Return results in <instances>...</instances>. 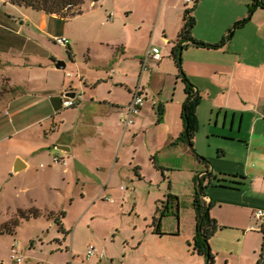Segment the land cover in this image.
I'll list each match as a JSON object with an SVG mask.
<instances>
[{
	"label": "crops",
	"instance_id": "0c3cea01",
	"mask_svg": "<svg viewBox=\"0 0 264 264\" xmlns=\"http://www.w3.org/2000/svg\"><path fill=\"white\" fill-rule=\"evenodd\" d=\"M263 3L200 0L195 8L193 38L215 46L249 17L250 7L256 4L247 25L235 31L223 46L214 49L188 44L181 52L188 84L200 99L195 110L199 130L191 148L178 141L187 132L183 113L188 86L172 59L188 7L184 0L86 1L81 14L71 19L0 0V89L14 90L0 104V158L12 159L10 165L2 167L6 177L16 178L17 211L38 209L36 205H42L46 198H54L61 205L76 201L87 204L76 219L75 233L80 237L76 239L74 233L65 264H86L85 259L101 264L104 257L114 261L107 250V239L100 237L102 248L97 245L95 225L109 222L108 230L113 233L117 225L112 217L118 218L130 200H134L130 213L144 218L141 226L147 228L144 241L150 252L149 257L133 255L134 259L149 264L152 258L160 260L159 249L167 247L180 249L186 262L192 256L201 260L199 264H206L204 257L193 250L185 253L186 247L179 241L154 233L152 223L157 209L162 210L160 204L170 208L168 217L177 202L171 206V192L162 200L153 191L160 177L149 178L144 166L149 162L155 173H161L153 160L167 170L161 173L164 180L169 178L167 172H185L195 193L206 171L231 181L232 185L225 187L235 191L239 201L256 203L248 212L252 222L257 211H264V20L257 18ZM74 23L78 24L75 31L70 27ZM58 37L70 41L64 53L59 49L63 46L54 41ZM155 48L160 49L162 60L157 62L151 56L145 60ZM63 62L66 68H58ZM111 66L113 69H106ZM138 87L147 89L146 103L135 125L126 130L121 115ZM69 92H77L81 101L74 108L64 109ZM159 107L163 108L160 123ZM141 152L146 153L145 159L139 157ZM57 156L61 158L59 164L54 163ZM197 156L209 163L200 162ZM16 167L20 171L15 172ZM127 167L130 174L126 175L122 170ZM124 179L132 186L122 185ZM169 183L171 191L173 184ZM146 188L150 189L144 196ZM205 196L212 208L224 207L208 191ZM176 210L180 218L179 200ZM48 211L57 216L68 214L64 207ZM214 211L210 216L218 222L219 230L226 229ZM161 223L164 225V218ZM84 236L88 238L81 247ZM129 239L125 262L130 260V244L133 254L139 253L144 244ZM191 239L192 235L182 241L191 245ZM58 241L62 244L60 238ZM91 245L100 249V254L88 258ZM24 257V264H55L51 254Z\"/></svg>",
	"mask_w": 264,
	"mask_h": 264
},
{
	"label": "rangeland",
	"instance_id": "374dc122",
	"mask_svg": "<svg viewBox=\"0 0 264 264\" xmlns=\"http://www.w3.org/2000/svg\"><path fill=\"white\" fill-rule=\"evenodd\" d=\"M253 1V0H247ZM260 14L257 17L258 19L262 18L264 20V12L263 8H260ZM73 31L78 28V24L74 23L70 26ZM63 53L66 51V48H59ZM81 56L79 60H81ZM82 64L86 63V60L81 61ZM76 66L72 67L75 69ZM71 69V68H70ZM107 70L113 69L111 67H107ZM139 148H143L141 141H138ZM143 159L146 158V153L141 152V156ZM12 159L9 160L7 158H0V224L10 221L15 215H17V205L19 204V196L14 190L16 186L14 183L16 181L15 176L6 177V170L2 167L3 165H10ZM149 163V162H148ZM147 163V164H148ZM144 163L145 166V174L149 178H153V175H159L160 179L157 183L154 184L153 191H155L159 196H162V200H166L169 192L173 194L176 198H178L180 203V218L177 217V208H175L174 212H171L172 215L161 217V222L164 218V225L161 223L162 232L165 235V239H172L179 241V245L181 244L183 247H186L185 253L188 250H195L197 246L196 238L198 237L197 225L195 220V213L193 211V202L196 196L195 187L193 188V183H190L187 174L182 172L181 174L169 173L167 172L168 179L164 180L163 175L161 173H155V169L153 167H149ZM120 167V166H119ZM13 172V170H12ZM123 174H130L129 167L124 168L122 170ZM122 185L124 186H132L131 182L128 179H124ZM169 182H172L171 191H169ZM224 186L220 187L219 182L217 180H213V183L210 187L206 188V193L214 196L219 202L224 204V207L220 205H215L212 209L215 208L213 215L218 218L220 224L224 226L226 229L219 230L218 234L213 237V240L210 242L211 249L215 255L217 254L216 261L217 264H257L261 259V250L264 243V235L259 231L258 225L255 221L252 222V218L249 212V208L255 202L246 201V204H243V201L238 200V196L235 191L232 189H227L225 186L232 185L231 181L226 180L221 183ZM123 189L125 187H122ZM150 188H146L143 191L144 196L148 195ZM18 197V198H17ZM44 203L42 205H36V207L42 212V214L38 218H32L29 220H22L19 227L16 229L15 234L9 235H1L0 234V264H14L10 260V249L12 244L18 242L23 255H35L37 257H44L48 255H53V261L58 264H65L66 261V253L67 248L71 247V243L73 240V236L75 230L78 229V221L76 219L80 214L84 213V209L87 207V204L81 201H76L73 205L66 204L61 205L56 202L54 198H46L43 199ZM134 204V200L127 201L125 204L123 211H120V215L118 218L113 216L117 227V230L112 233L109 228V222L101 221L99 224L95 225V237L98 241L97 245H100L102 248L103 240L107 239L108 244V253L114 256V261L112 259H108L104 257L101 260V264H145L144 261L136 258L134 259L132 256H145L149 257L150 252L148 249V242L146 244L145 240V232L147 231L146 227L141 226L144 221V218H138L135 213H130ZM178 204V203H177ZM162 205V209H164V204ZM166 205V204H165ZM171 204V206H173ZM256 205V203H255ZM111 207L113 205H110ZM244 206V210H240V208ZM64 207L68 212L67 217L62 218V216L52 215V212L48 210L58 211ZM211 209V211H212ZM104 209L101 210L103 212ZM210 211V215H211ZM142 214L146 212L145 209L142 210ZM15 213V214H14ZM59 220L65 223L63 229L68 230L67 236L61 231V225L59 224ZM182 221V225H181ZM87 227L89 224H85ZM91 225V224H90ZM139 227H138V226ZM179 225H181L179 232ZM84 231H87V227L83 226ZM77 228V229H76ZM81 229V230H82ZM80 230V231H81ZM76 239L80 237L79 232L75 233ZM182 234V235H180ZM192 235L191 245L187 243V240L182 241V239L187 236ZM60 238V242L58 241ZM87 236H84L81 239V247L86 242ZM129 238H135L134 241L131 242ZM127 239L130 240L131 243H138L140 240L144 241L142 245L141 251L137 254H133V249L130 244L129 249V258L130 260L125 262V248L127 245ZM170 243V241H168ZM35 243V248L33 247ZM114 243V244H113ZM214 244V248L213 245ZM139 244V243H138ZM188 247V249H187ZM100 250V249H99ZM160 260L156 258L155 260L152 258L149 264H153L157 262L158 264H199L201 260L197 258L188 259L186 262L184 257L180 252V249L175 248L173 250H168L167 247L159 249ZM100 254V251L97 255ZM191 255V253H189ZM198 255L194 256L197 257ZM144 257V258H145ZM206 263V258H202ZM202 260V261H203ZM86 264H91L85 259Z\"/></svg>",
	"mask_w": 264,
	"mask_h": 264
},
{
	"label": "trees",
	"instance_id": "16d2710c",
	"mask_svg": "<svg viewBox=\"0 0 264 264\" xmlns=\"http://www.w3.org/2000/svg\"><path fill=\"white\" fill-rule=\"evenodd\" d=\"M86 1L90 2H98L99 0H10V2L14 5L25 7L29 9H33L38 12H43L47 15H56L62 17L64 19H71L81 14L82 6L86 3ZM200 0H195L194 3L187 7L184 16V25L182 31L179 36V44L174 48L172 53V59L174 60L177 70L179 72L180 78L186 83L188 86L187 94L188 101L186 103L183 118L186 121L187 132L184 136L179 138V142L188 144L191 148H193V140L195 138L196 133L199 130V122L196 117V108L199 105L200 99L196 94H193L191 87L188 84V80L184 74L183 70V60L181 57V52L188 44H193L196 47H212L217 49L224 44H226L232 37L235 31L242 29L247 25V23L251 19V14L253 13V8L256 4L250 7V15L247 19L237 23L234 28L229 32L227 38L220 44L215 46H208L203 43L197 42L193 38V31L196 27V18L194 16L195 8ZM264 4V3H263ZM264 7V5H262ZM252 9V10H251ZM14 93V90L8 89L7 87H3L0 89V104L4 101V99L10 94ZM158 123L162 121L163 116V108L159 107L158 110ZM200 162L204 164H208L209 161L204 157L197 156ZM154 167L157 171L164 174L167 170L163 167L158 166L157 162L153 160ZM198 180V190L196 192V196L193 202V208L196 214V225L198 231V237L196 238L197 246L195 247L194 252L199 256L206 258V264H215L216 255L212 252L210 241L216 235L220 226L218 222L210 216V211L212 209V202L207 204L204 200L205 190L207 186H210L213 183V180H217L219 182V186L222 187L223 182L226 180L220 179L221 177L213 176L212 173L206 171ZM166 176V175H165ZM205 182H208V185H204ZM170 185V183H169ZM170 190V186H169ZM168 200L171 203H178V199L173 195H168ZM175 204V207L178 208V204ZM170 208L168 205L164 207V209L160 210L159 208L156 211V216L153 219L152 228L154 233L157 235H164L162 232L161 225V217H165L169 214ZM42 212L38 209L31 210H19L17 215L13 217L10 221L4 222L0 224V234L5 235H13L16 232V229L19 227L22 220H29L32 218H38ZM60 216L64 218L66 214L62 213ZM59 224L61 225V231L67 236L63 229L62 220H59ZM264 235V226L259 230ZM257 264H264V243L261 250V259Z\"/></svg>",
	"mask_w": 264,
	"mask_h": 264
},
{
	"label": "built area",
	"instance_id": "2783aa9c",
	"mask_svg": "<svg viewBox=\"0 0 264 264\" xmlns=\"http://www.w3.org/2000/svg\"><path fill=\"white\" fill-rule=\"evenodd\" d=\"M195 0H184L186 5L190 6L194 3ZM55 43L58 45L69 47L70 41L67 38H55ZM153 57L155 61L159 62L162 60V54L160 49H153L149 51L146 55L147 60L149 57ZM144 68H146V63L144 64ZM69 77H71V74H68ZM147 89L143 87H138L132 95L131 102L126 106L124 112L121 115V122L124 126V128L127 130L135 125V119L138 117L142 111V109L145 106L146 99H147ZM81 101V97L76 96L74 99L66 98L63 101V108L64 109H71L76 106H78L79 102ZM61 162L60 157H56L54 159L55 164H59ZM203 176V175H202ZM201 176V177H202ZM254 220L258 225V228L261 229L264 226V211H257L254 214ZM99 252L98 248L94 245H91L88 248L87 256L88 258H91L92 256L96 255ZM11 260L14 264H24L25 257L22 254L20 245L18 242H15L12 244L11 252H10Z\"/></svg>",
	"mask_w": 264,
	"mask_h": 264
},
{
	"label": "water",
	"instance_id": "95a60500",
	"mask_svg": "<svg viewBox=\"0 0 264 264\" xmlns=\"http://www.w3.org/2000/svg\"><path fill=\"white\" fill-rule=\"evenodd\" d=\"M60 66H63V68H66V63H58V65H57V67L58 68H61ZM67 98H70V99H74V98H76V96H77V92H69V93H66V95H65ZM60 150H64V147H60L59 148ZM17 171H20V169H17V167L15 168V172H17Z\"/></svg>",
	"mask_w": 264,
	"mask_h": 264
}]
</instances>
